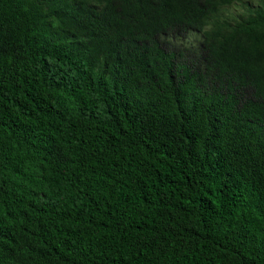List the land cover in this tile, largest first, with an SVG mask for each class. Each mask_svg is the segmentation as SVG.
<instances>
[{
	"label": "trees",
	"instance_id": "obj_1",
	"mask_svg": "<svg viewBox=\"0 0 264 264\" xmlns=\"http://www.w3.org/2000/svg\"><path fill=\"white\" fill-rule=\"evenodd\" d=\"M0 264H264V0H0Z\"/></svg>",
	"mask_w": 264,
	"mask_h": 264
},
{
	"label": "rangeland",
	"instance_id": "obj_2",
	"mask_svg": "<svg viewBox=\"0 0 264 264\" xmlns=\"http://www.w3.org/2000/svg\"><path fill=\"white\" fill-rule=\"evenodd\" d=\"M242 10L243 9L240 6L235 5L234 7H232L230 9V12H232V13H242ZM194 37H197V35H195Z\"/></svg>",
	"mask_w": 264,
	"mask_h": 264
}]
</instances>
